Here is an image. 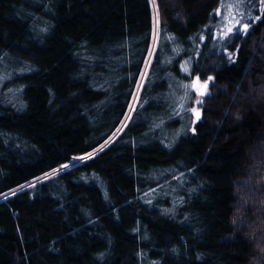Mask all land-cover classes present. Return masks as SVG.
Returning a JSON list of instances; mask_svg holds the SVG:
<instances>
[{
	"label": "trees",
	"instance_id": "obj_1",
	"mask_svg": "<svg viewBox=\"0 0 264 264\" xmlns=\"http://www.w3.org/2000/svg\"><path fill=\"white\" fill-rule=\"evenodd\" d=\"M224 1L0 0V264H264V0Z\"/></svg>",
	"mask_w": 264,
	"mask_h": 264
},
{
	"label": "rangeland",
	"instance_id": "obj_2",
	"mask_svg": "<svg viewBox=\"0 0 264 264\" xmlns=\"http://www.w3.org/2000/svg\"><path fill=\"white\" fill-rule=\"evenodd\" d=\"M245 0H225L221 10V24L219 35L223 38L229 37L236 33L245 25L244 20L247 18L248 7ZM204 86L202 83H193V90ZM200 102V98L194 100V106L190 108V113L200 112L196 104ZM85 159V158H84Z\"/></svg>",
	"mask_w": 264,
	"mask_h": 264
},
{
	"label": "water",
	"instance_id": "obj_3",
	"mask_svg": "<svg viewBox=\"0 0 264 264\" xmlns=\"http://www.w3.org/2000/svg\"><path fill=\"white\" fill-rule=\"evenodd\" d=\"M195 93L205 96V95H207L208 92H207L206 86L204 85V86L196 89ZM194 117H195L196 120L199 121L200 118H201L200 117V112H194Z\"/></svg>",
	"mask_w": 264,
	"mask_h": 264
}]
</instances>
